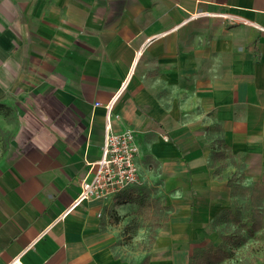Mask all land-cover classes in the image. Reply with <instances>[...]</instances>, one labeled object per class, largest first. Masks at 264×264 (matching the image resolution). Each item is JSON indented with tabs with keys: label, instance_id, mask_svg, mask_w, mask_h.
<instances>
[{
	"label": "crops",
	"instance_id": "0c3cea01",
	"mask_svg": "<svg viewBox=\"0 0 264 264\" xmlns=\"http://www.w3.org/2000/svg\"><path fill=\"white\" fill-rule=\"evenodd\" d=\"M111 99L139 182L73 205ZM0 104V264H139L115 246L147 191L169 209L142 259L189 264L229 232L227 180L264 181V0H0Z\"/></svg>",
	"mask_w": 264,
	"mask_h": 264
},
{
	"label": "built area",
	"instance_id": "2783aa9c",
	"mask_svg": "<svg viewBox=\"0 0 264 264\" xmlns=\"http://www.w3.org/2000/svg\"><path fill=\"white\" fill-rule=\"evenodd\" d=\"M114 99V98H113ZM113 99L106 107V125L101 155L89 162V178L81 182V189L73 200V205L89 198H106L139 182L135 156L138 145L132 130L125 128L114 131L110 127V113ZM8 264H16L15 260Z\"/></svg>",
	"mask_w": 264,
	"mask_h": 264
},
{
	"label": "rangeland",
	"instance_id": "374dc122",
	"mask_svg": "<svg viewBox=\"0 0 264 264\" xmlns=\"http://www.w3.org/2000/svg\"><path fill=\"white\" fill-rule=\"evenodd\" d=\"M223 167L224 169L226 168L225 171L229 172V174L232 172L231 164L227 167ZM240 181L243 183L245 180L240 179ZM147 196L153 204L151 207V213L146 215L147 213L138 212L137 209H135L131 217L123 225H120V237L117 238L115 246L118 255L133 263L139 264L142 260L143 254L148 251L153 243V239L155 240L153 234L157 228V222L159 223L163 220L168 214L169 209V205L164 203L166 198L163 199L162 196H159L156 193L151 194L148 191L145 197ZM242 199L243 196H240L239 201ZM221 226H223V229L226 231L232 233L239 231L242 235L247 236L243 227L234 224L230 220H224L221 223ZM230 245L232 253H234L231 257V261L229 260L230 262L236 263L240 261L239 256L243 259L250 258L254 252L264 248V229L258 232L255 236H247V238L238 245Z\"/></svg>",
	"mask_w": 264,
	"mask_h": 264
},
{
	"label": "trees",
	"instance_id": "16d2710c",
	"mask_svg": "<svg viewBox=\"0 0 264 264\" xmlns=\"http://www.w3.org/2000/svg\"><path fill=\"white\" fill-rule=\"evenodd\" d=\"M241 176H243V172H241ZM227 183L231 187L233 199L243 196L241 202L238 201L233 209L228 210L230 219L233 223L243 227L247 236L256 235L258 231L264 228V181L242 184L231 176ZM145 201L139 197L140 204L145 205ZM247 236L242 235L239 231L221 232V242L194 251L189 264H219L232 255L230 244L238 245ZM147 260L148 256H144L140 264H146Z\"/></svg>",
	"mask_w": 264,
	"mask_h": 264
}]
</instances>
